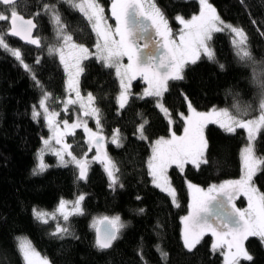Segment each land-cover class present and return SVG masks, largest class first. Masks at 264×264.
Returning a JSON list of instances; mask_svg holds the SVG:
<instances>
[{"label":"trees","instance_id":"16d2710c","mask_svg":"<svg viewBox=\"0 0 264 264\" xmlns=\"http://www.w3.org/2000/svg\"><path fill=\"white\" fill-rule=\"evenodd\" d=\"M52 2H57L65 20L70 23L74 39L94 43L95 36L91 34L90 38L91 29L86 26L87 22L78 10L71 8L66 0ZM100 2L111 17V0ZM155 2L165 11L172 26L175 25L177 13L190 18L199 10L196 0ZM209 2L226 22L245 28L255 58H264V35H261V30H264V0H245L250 5L247 9L241 0ZM38 3L40 0H24L18 10L24 17L31 18ZM252 18L257 20L256 25L252 23ZM36 22L38 27L35 34L44 38L43 63H35L37 47L25 46L9 36L7 40L11 46L21 48L25 61L33 67L43 86L54 93V102L50 106L58 109L60 100L55 98L65 97L66 77L58 60L54 63L46 51L47 44L54 39V27L43 13ZM109 22L113 24V18ZM4 25L5 22L0 21V26ZM212 43L217 59L225 64V68L221 70L218 64L207 58L196 65H189L186 79L170 82L171 86L162 98L173 113L171 128L177 135L183 132V121L176 113H187V103L181 90L200 111L214 105L230 108L234 103L232 93L236 92L241 103L252 106L245 118L259 115V98L255 87L249 82L251 69L237 63L231 34L216 33ZM84 64L85 71L80 77L81 93L92 92L96 97L94 103L102 112L103 132L109 138L106 148L121 170L119 174L124 187L117 186L115 191L109 189L103 166L95 161L91 162L86 180L76 179L78 170L73 165L56 166L57 162L51 155L44 158L50 167L43 173L32 174L37 150L41 147V136H47L43 121L32 117V106L38 104L41 88L35 86L31 74L9 52L0 48V264H23L16 248L17 237H27L52 264H143L139 255L141 246L148 264H223L219 252H212V237L208 234L191 252L183 247L180 217L188 211L190 197L186 181L207 188L210 184L239 177V150L246 142L244 130L226 133L214 124L207 126L205 135L210 141L208 156L210 161L216 163L202 164L200 169L188 165L184 173L173 166L169 175L177 189L178 206L173 205L165 193L151 184V178L147 175L146 161L151 151L149 142L133 135L137 124L141 122L138 112L148 119L147 134L153 140L161 135H170L168 120L155 106L154 98L138 99L135 95L130 97V105H126L118 115L116 96L119 85L114 72L108 75V70L102 69L94 60L84 61ZM142 88V82L134 83L132 91L138 93ZM68 116L71 118L72 113ZM60 118H64V114ZM90 125L94 126L92 123ZM117 127L126 137L119 148L110 142L112 130ZM76 133L74 137L68 136L66 139L73 145V151L82 155L87 150V144L82 130L77 129ZM261 143L264 145V141ZM254 179L257 187L264 191V175L258 173ZM80 193H85L82 202L84 214L69 218L70 230L74 232L75 238L66 235L61 239L52 235L57 223L55 219L42 223L33 218L34 206L52 212L61 198L74 201ZM138 195L141 197L139 200L136 199ZM239 202V206L243 207L244 201ZM138 208H144L145 211L138 213ZM116 214L126 222L120 238L114 242L113 249L97 250L93 246V219ZM58 222L65 224L61 217ZM157 245L167 254L166 257L162 258ZM245 246L254 254V264H264V247L258 238L249 237Z\"/></svg>","mask_w":264,"mask_h":264},{"label":"snow or ice","instance_id":"6c2138e0","mask_svg":"<svg viewBox=\"0 0 264 264\" xmlns=\"http://www.w3.org/2000/svg\"><path fill=\"white\" fill-rule=\"evenodd\" d=\"M199 12L190 18L180 13L175 20L181 25L175 31L169 24L165 11L158 6L155 0H111V17L106 14L105 6L100 0H66L73 9L78 10L94 34L92 44L79 42L74 39V32L70 29L58 7L52 0H40L31 18L20 14L19 7L24 0H0L3 9L0 10V48L9 52L16 61L31 74L35 86L41 88V95L36 104L32 106L34 120L42 116L44 125L48 129L47 136H41V147L37 150V163L32 174L43 173L50 167L45 162V153L56 157V166L67 167L74 165L78 170L77 180H86L91 162H99L108 178V187L115 191L117 186L123 188L120 168L109 154L106 144L109 138L103 132L102 112L94 101L96 97L89 92L87 97L81 95L80 77L85 71L84 61H95L102 69H107L108 75L113 74L119 85L116 96L117 114L119 115L126 105H130V97L135 95L138 99L154 98L155 106L163 113L169 122L168 136H159L151 139L147 134L146 125L149 121L143 113L138 112L141 122L137 124L133 135L150 144V155L146 161L147 175L151 184L166 193L173 205H177V189L173 186L169 170L179 169L181 173L191 165L200 169L202 164L216 163L210 161V141L205 135V129L210 124L218 125L226 133H236L238 129L246 132V142L239 150L240 175L237 179L223 180L219 184H210L207 188L186 181L189 192L187 214L180 217L183 225L181 240L183 247L189 252L200 244L205 234H211V250L219 252L223 257V264H243L247 261L254 264V254L245 246L249 237L258 238L264 247V191H261L254 178L257 174L264 175V58L256 59L249 47V37L242 26H236L221 18L217 8L209 0H198ZM245 8H250L245 0H241ZM47 15L54 27V39L47 44L46 51L49 58L55 63L57 60L65 73V90L67 95L56 97L63 105L64 118L61 113L51 107L54 102V93L43 86L22 55L19 47L8 43L7 36L19 37L29 45L37 47L35 63L41 64L44 54V38L34 33L38 27L37 19L41 14ZM114 18L115 23L109 22ZM10 21V23H9ZM252 23L257 20L252 18ZM228 32L231 34V44L234 47L236 61L251 69L249 82L257 92L259 98V115L245 118L252 110L250 104L241 103L237 97L239 93L233 92L234 103L231 107L212 106L208 110L200 111L194 107L190 97L181 90L187 103V113L179 111L176 115L183 121V133H177L171 128L173 113L166 107L163 96L171 86L170 82L186 79V69L189 65H196L198 61L207 58L216 63L219 68H225L220 63L213 48L214 35ZM264 35V30H261ZM94 48V51L92 50ZM126 58V62H125ZM140 78L144 84L142 92L134 93L133 81ZM74 94V95H73ZM79 104L76 118L71 119L68 113L72 111L70 105ZM89 118L94 119L96 129L89 126ZM82 129L87 151L77 155L73 145L67 141L68 136H75L76 130ZM119 127L112 130L111 144L118 148L124 144ZM95 150V155L89 160L88 153ZM243 196L247 200V207H239L237 198ZM85 193L77 195L74 201L61 198L54 211L49 212L33 207V218L48 223L49 219L57 220L52 235L58 238L73 236L70 230V216L82 215L85 209L82 202ZM136 199H141L138 195ZM71 204V207L68 205ZM215 205V207H213ZM143 213L144 208L136 209ZM63 217L65 224L61 225L59 217ZM126 222L121 220L119 214L102 215L95 217L92 227L95 229L93 246L97 250H110L114 242L120 238L121 230ZM16 248L23 264H52L47 256H42L27 237L16 238ZM161 256L166 253L157 245ZM139 255L143 264L142 246Z\"/></svg>","mask_w":264,"mask_h":264},{"label":"rangeland","instance_id":"374dc122","mask_svg":"<svg viewBox=\"0 0 264 264\" xmlns=\"http://www.w3.org/2000/svg\"><path fill=\"white\" fill-rule=\"evenodd\" d=\"M197 2H198V0H196ZM198 6H199V2H198ZM198 12H199V10H198ZM197 12V13H198ZM110 14V16H111V12L109 13ZM113 20H114V18H113ZM114 23H115V20H114ZM113 23V24H114ZM170 24V23H169ZM170 26L175 30V31H179V28L181 27V25H179V23L177 22V21H175V25L174 26H172L171 24H170ZM93 51H94V48L92 49ZM125 62H126V58H125ZM113 72H114V70H113ZM142 82V84H143V87H145L146 85L144 84V82L140 79V78H137V80H135V81H133V86H134V83H141ZM143 89V88H142ZM142 89H140L139 90V92L138 93H140V92H142ZM133 90V89H132ZM66 95H67V93H66ZM65 95V96H66ZM74 95V94H73ZM81 95L82 96H84V97H87V95L88 94H82L81 93ZM37 107H38V104H37ZM73 111H71V112H69V113H72V119H75L76 118V110L79 108V104H76V105H70L69 106ZM58 111L59 110H61V111H59L61 114H64V112H63V105H62V103L60 102V106H59V108L57 109ZM68 113V114H69ZM42 121H43V118H42V116L41 117H39ZM44 123V122H43ZM90 123H92L94 126H91L90 125ZM215 125V124H214ZM89 126L93 129V130H95L96 129V123H95V120L94 119H91V118H89ZM216 126H218V125H216ZM46 127V126H45ZM219 127V126H218ZM46 129H47V127H46ZM79 130V129H78ZM82 130V129H81ZM82 132H83V130H82ZM183 133V132H182ZM246 133V132H245ZM47 135H48V129H47ZM247 135V134H246ZM87 151V150H86ZM47 155H51L55 160H56V157L53 155V154H51V153H45V155H44V158L47 156ZM93 155H95V150L93 149L91 152H89L88 153V157H89V160L91 159V156H93ZM36 156H37V154H36ZM36 163H37V159H36ZM69 165H71V164H69ZM74 166V165H73ZM166 194V193H165ZM167 195V194H166ZM170 198V197H169ZM171 199V198H170ZM240 200H243L244 201V206L243 207H247V200H246V198H244L243 196H241V197H238L237 198V201H236V203H237V205L239 206V201ZM57 207V206H56ZM68 207H71V204H69L68 205ZM213 207H215V205H213ZM240 207V206H239ZM57 216L58 217H61V218H63L62 216H59V214L57 213ZM182 227H183V225H182ZM205 235H207V234H205ZM208 235H210L211 236V234L209 233Z\"/></svg>","mask_w":264,"mask_h":264},{"label":"water","instance_id":"95a60500","mask_svg":"<svg viewBox=\"0 0 264 264\" xmlns=\"http://www.w3.org/2000/svg\"><path fill=\"white\" fill-rule=\"evenodd\" d=\"M26 18V17H25ZM27 19V18H26ZM9 23H10V21H9ZM37 29V28H36ZM36 29H34V33H35V31H36ZM9 37H11V38H13V39H16V40H18L19 42H21L23 45H25V46H31V47H36L35 45H29V44H27L26 42H24V41H22L19 37H14V36H11V35H8Z\"/></svg>","mask_w":264,"mask_h":264}]
</instances>
